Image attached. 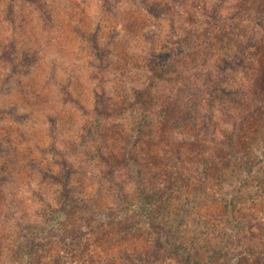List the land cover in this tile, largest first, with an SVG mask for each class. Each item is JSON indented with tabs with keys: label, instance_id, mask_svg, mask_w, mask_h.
Segmentation results:
<instances>
[{
	"label": "trees",
	"instance_id": "trees-1",
	"mask_svg": "<svg viewBox=\"0 0 264 264\" xmlns=\"http://www.w3.org/2000/svg\"><path fill=\"white\" fill-rule=\"evenodd\" d=\"M22 1L0 5L13 28L0 38V89L18 79L27 101L18 75L36 60L17 36ZM25 1L47 27L53 8ZM127 1L170 31L115 59L96 24L92 108L71 146L58 136L20 149L0 124V264H264V0ZM7 108L0 121L24 117ZM19 190L30 191L20 215Z\"/></svg>",
	"mask_w": 264,
	"mask_h": 264
},
{
	"label": "rangeland",
	"instance_id": "rangeland-1",
	"mask_svg": "<svg viewBox=\"0 0 264 264\" xmlns=\"http://www.w3.org/2000/svg\"><path fill=\"white\" fill-rule=\"evenodd\" d=\"M121 2L113 12L103 13L100 12L103 9L102 0H41L39 5L42 8L45 4L50 5V10L53 8L50 14L52 21L47 27L39 20L36 11L38 5H32L29 1L26 3L25 0L19 4L17 23H21L23 28L17 36L21 44L32 47L36 68L31 73L18 75L27 101L22 95L23 91L18 90V79L13 81V93H7L9 85H4V90L0 89V105L8 106L7 110L16 109L20 115H24L19 117L7 112L0 124L9 130L6 132L2 129L3 135L15 140L20 149L30 145L34 139L47 145L60 136L59 143L63 141L61 147L64 148L79 138L77 126L83 108H92L93 103L89 72L96 58L91 54L90 35L96 24L101 23L99 35L103 39L111 37L108 44L115 51V59H118L120 49H139V45H147L146 35L151 34L155 42H160L170 31L169 19L153 18L145 9L137 6L138 2ZM1 4L5 3L0 0ZM12 32L13 28L2 10L0 38L4 40ZM115 66L108 68L112 76L119 70ZM49 116L53 121L57 119L56 135L49 132V126L53 125ZM27 135H31V138H26ZM25 180H18L17 187H23L27 182ZM29 184L35 188L37 181L32 180ZM95 187L94 182L86 180L85 188L89 192H94ZM29 194L30 191L19 190L14 196L10 195L9 199L18 215L30 203ZM8 244V240H0V250L6 252Z\"/></svg>",
	"mask_w": 264,
	"mask_h": 264
}]
</instances>
